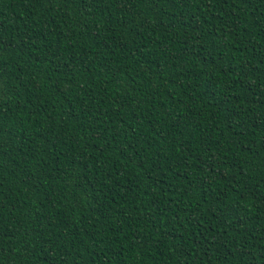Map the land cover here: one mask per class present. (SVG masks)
Masks as SVG:
<instances>
[{"label": "trees", "instance_id": "trees-1", "mask_svg": "<svg viewBox=\"0 0 264 264\" xmlns=\"http://www.w3.org/2000/svg\"><path fill=\"white\" fill-rule=\"evenodd\" d=\"M0 264H264V0H0Z\"/></svg>", "mask_w": 264, "mask_h": 264}]
</instances>
